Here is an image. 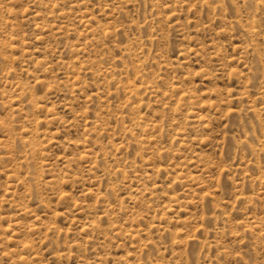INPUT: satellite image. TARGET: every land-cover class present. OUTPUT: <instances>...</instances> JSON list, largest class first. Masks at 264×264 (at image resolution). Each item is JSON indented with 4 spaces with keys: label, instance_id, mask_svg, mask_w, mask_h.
<instances>
[{
    "label": "rangeland",
    "instance_id": "obj_1",
    "mask_svg": "<svg viewBox=\"0 0 264 264\" xmlns=\"http://www.w3.org/2000/svg\"><path fill=\"white\" fill-rule=\"evenodd\" d=\"M0 264H264V0H0Z\"/></svg>",
    "mask_w": 264,
    "mask_h": 264
}]
</instances>
